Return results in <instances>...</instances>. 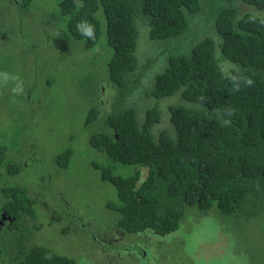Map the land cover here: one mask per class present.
Returning a JSON list of instances; mask_svg holds the SVG:
<instances>
[{"label":"trees","instance_id":"1","mask_svg":"<svg viewBox=\"0 0 264 264\" xmlns=\"http://www.w3.org/2000/svg\"><path fill=\"white\" fill-rule=\"evenodd\" d=\"M22 1L27 6L33 0ZM80 4L58 1L61 30L93 49L106 26L113 48L108 76L120 89V104L131 90L127 77L140 63L137 43L143 29L149 42L165 43L164 47L159 43L165 67L154 75L149 95L155 100L178 97V103L167 107L169 128L156 130L162 127L156 104L142 122L134 109L119 106L104 119L105 132L94 131L89 139V146L105 156L93 162L94 168L116 189L118 203L108 205L117 215L116 228L130 237L146 232L169 236L179 229L186 208L194 206L205 213L216 206L219 213L241 223L264 218V0H80ZM239 5L253 11L240 12ZM196 19L208 28L192 31ZM81 20L95 26V40L77 31ZM154 63L151 58L144 65L151 68ZM237 75L251 78L253 86L241 84L240 91H233L231 77ZM2 89L0 106L9 98ZM22 98L23 94L18 96ZM229 107L235 114L224 117L230 119L225 125L216 111ZM95 110H89L87 125L93 123ZM7 111L0 112V119ZM25 128L17 127V133L22 135ZM15 141L17 136L0 131V167L19 178L15 185L0 187V204L4 201L1 207L16 214L10 227L25 237L28 218L35 217V200L27 193L39 184L26 178L32 167L28 171L24 166L9 167ZM70 155L68 149L59 155L61 168L68 166ZM122 166L132 171H118ZM31 255L20 264L75 263L38 246Z\"/></svg>","mask_w":264,"mask_h":264},{"label":"rangeland","instance_id":"2","mask_svg":"<svg viewBox=\"0 0 264 264\" xmlns=\"http://www.w3.org/2000/svg\"><path fill=\"white\" fill-rule=\"evenodd\" d=\"M58 1L33 0L26 6L22 0H0V28L4 35L0 45V68L18 74L25 89L20 100L19 95L11 91L12 82L3 86L9 98L0 106V112L8 110L0 119V131L17 136L18 142L12 145L15 152L9 156V167H23L28 160L33 168L31 172L36 175L27 172L26 178L39 186L43 181L49 184L50 189L41 194L42 202L52 211L61 207L66 216L74 217L73 221H66L73 232L66 231L65 236L69 237L62 236L65 238L57 245L61 254L73 258L75 264H103L97 262L96 253L100 239L116 236L117 215L108 205H117L118 199L114 186L102 181L100 171L93 166L94 161L105 159V156L89 146V139L94 131L105 132L104 119L119 106L122 105V110L127 105L125 108L138 113L144 112L149 103L156 102L149 95L154 83L150 88L143 84L147 79L152 81L155 73L160 74L158 71L164 69L166 59L161 56L159 43L161 47L165 43L149 42L147 30H142L137 43L140 63L126 80L131 88L127 98L132 97L120 104V89L113 86L108 76L113 48L108 43L106 26L101 29L98 44L87 49L83 40L77 41L62 32ZM239 10L253 11L246 5H239ZM206 28L208 24L196 19L191 29L199 33ZM147 43L153 47L145 45ZM151 58L158 64L145 67ZM143 76H146L145 81ZM132 81L143 87H136ZM101 89L106 94L103 103ZM174 103H178V97L159 103L164 117L162 127L156 130L169 128L167 107ZM92 108L97 112L93 123L87 125L88 112ZM143 118V114L138 113L140 122ZM19 123L22 126H18ZM23 125L26 128L22 135H27L26 139L20 131L17 133V127ZM67 149L71 152V160L66 168H61L58 157ZM0 169V187L19 182L16 174H8L3 167ZM120 170L132 171L123 166ZM145 175L143 171L142 177ZM38 215L39 224L50 221L44 212ZM59 228L55 225L47 229L46 236L53 239L54 231L58 232ZM71 236L78 240L75 242ZM162 237H153L151 243L149 239L140 238L144 264H264V218L241 223L219 213L216 206L206 213L194 206L186 208L172 239ZM44 238V232L37 233L35 245L44 246Z\"/></svg>","mask_w":264,"mask_h":264},{"label":"flooded vegetation","instance_id":"3","mask_svg":"<svg viewBox=\"0 0 264 264\" xmlns=\"http://www.w3.org/2000/svg\"><path fill=\"white\" fill-rule=\"evenodd\" d=\"M3 38H4V35L2 32V28H0V40H3ZM140 38H141V33H140ZM151 47H153V44L151 45ZM158 72L160 73V71H158ZM129 77H127V79ZM145 78H146V76L145 77L143 76V81L146 80ZM153 78H152V81H149L147 79L144 82L143 86L147 85L150 88V86L152 85V82H153ZM143 81H141V83ZM132 83H134V81H132ZM139 84H138V86H139ZM142 87L139 86V88H142ZM99 93H100L101 103H103L102 100L106 96L105 90L101 89V92L99 91ZM131 97H132V95L128 98L126 97L127 99L126 98L124 99L123 104L127 103L128 99H130ZM167 99H171V98H167ZM167 99L156 100V102L154 103V104H156L155 107L159 111L162 124H163L164 115L162 114L161 109L159 108L158 105H159V103L161 104L164 100H167ZM154 104L149 103V105H147L144 108V112L138 111V113L141 115L143 114V116H144L145 112L149 108H152ZM126 106L127 105H125L124 107H126ZM96 112H97V109L95 111V114H96ZM138 113H136L137 117H138ZM167 113H168L167 121L169 123L168 109H167ZM95 120L97 121L98 118ZM169 127H170V125H169ZM54 158L52 160H54ZM56 160H57V157H56ZM22 166H24L27 169V171H28V169H30V166L28 164V160H27V163H24ZM43 183L44 184L41 187L38 186V188H33V190H30V192L27 193V195L31 196L30 199L35 200V204H34L35 217L33 219L27 217L28 218L27 225H28V229H29V234L25 237H21L19 234L16 233V231H17L16 227H13V228H11L12 226L10 227V225L13 224L15 221V217H13L12 215L15 216L16 214L15 213L13 214V213L9 212L8 210H5L3 207H1V205L4 203V201L2 204H0V259H1L0 261L3 264H20L24 258H27L28 256L34 257L33 255H31V253L33 251V248L36 246L41 247V248H46L47 253L49 255H56L58 257L64 256L59 251L57 245H58L60 239H63L65 237H69V236H65L66 231L71 230L70 227L67 226L66 221L67 220L73 221L74 219H72V218H74V217H70L71 218L70 219L68 216H66L65 215L66 213L63 211V209L61 207L59 210L57 209V211H52L50 206H48L42 202V195L41 194L44 192V190L50 189L49 184H46L44 181H43ZM63 204L66 207H68V205H66L65 203H63ZM41 212H44L45 214H47L48 218L50 219L49 222H46L43 225L38 223V221H39V215L38 214ZM23 220H25V218ZM76 220L79 224V219H76ZM55 225L60 227L58 229L59 233L57 231H54L55 237L53 239H49L46 236V230L50 229V228H54ZM43 228H44V231H43ZM82 229H83V225H82ZM9 232L10 233L14 232V233L10 234ZM39 232H44V235H45L44 246L35 245V243H34V236ZM7 236H9L8 241L5 240ZM62 236H65V237H62ZM153 237H155V238L160 237L161 239H163L162 236L153 235L149 232L134 235L133 237H130V236L122 233L117 228L116 236H111L107 240H103V239L99 240L100 241L99 242V248H98L97 253H96V254H98V255H96L97 262L101 263V261H102L103 264H114V263H117V264H144V261L141 259L142 253L139 249V242L141 240L140 238L149 239V243H151ZM168 237H169V239L173 238L172 234L169 235ZM72 239L75 240V242L78 240V238H76V237H72ZM20 240H22V243H20ZM33 263L38 264L37 260L34 261Z\"/></svg>","mask_w":264,"mask_h":264},{"label":"clouds","instance_id":"4","mask_svg":"<svg viewBox=\"0 0 264 264\" xmlns=\"http://www.w3.org/2000/svg\"><path fill=\"white\" fill-rule=\"evenodd\" d=\"M78 6H82L80 4V0H77ZM77 31L81 34V36L87 38L88 40H95L96 38V30L95 26L88 22L87 20H81L76 24ZM231 81L233 83V91H240L241 84L244 87H251L254 84V81L249 77L242 76H234L231 77ZM9 82H12L13 87L11 91L16 95H22L24 93V81L21 77L17 75H13L7 71H0V86H7ZM235 114V110L233 108H225L216 111V117L218 119L223 120L225 125L230 123V119H225L224 117H231Z\"/></svg>","mask_w":264,"mask_h":264}]
</instances>
